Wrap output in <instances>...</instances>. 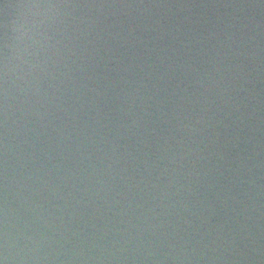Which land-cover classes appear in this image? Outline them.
Masks as SVG:
<instances>
[{"label":"water","instance_id":"95a60500","mask_svg":"<svg viewBox=\"0 0 264 264\" xmlns=\"http://www.w3.org/2000/svg\"><path fill=\"white\" fill-rule=\"evenodd\" d=\"M0 264H264V0H0Z\"/></svg>","mask_w":264,"mask_h":264}]
</instances>
